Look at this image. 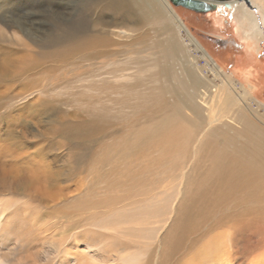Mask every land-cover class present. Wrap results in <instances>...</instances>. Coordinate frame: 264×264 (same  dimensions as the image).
<instances>
[{
	"label": "rangeland",
	"instance_id": "374dc122",
	"mask_svg": "<svg viewBox=\"0 0 264 264\" xmlns=\"http://www.w3.org/2000/svg\"><path fill=\"white\" fill-rule=\"evenodd\" d=\"M153 4L0 0V264H148L151 252L158 264L163 248L154 249L175 205L157 227L121 222L133 207L104 181L124 187L140 178L136 158L159 155L156 139L181 126L191 132L200 117L206 126L204 105L221 88L264 131V40L247 45L225 6L205 14L173 7L201 51ZM153 7L164 9L158 19ZM113 24L139 30L118 33ZM241 125L227 117L213 127ZM189 166L174 179L164 178L167 167L141 180H163L159 190L173 200ZM151 226L160 228L150 238L129 236ZM124 243L133 249L117 252Z\"/></svg>",
	"mask_w": 264,
	"mask_h": 264
},
{
	"label": "bare ground",
	"instance_id": "6f19581e",
	"mask_svg": "<svg viewBox=\"0 0 264 264\" xmlns=\"http://www.w3.org/2000/svg\"><path fill=\"white\" fill-rule=\"evenodd\" d=\"M130 1L140 10L144 2L154 5V0ZM157 1L164 5L167 14L180 26L189 41L202 51L168 0ZM249 3L257 11L251 10ZM222 6L228 8L226 12L236 23L240 38L247 45L256 44L259 47L264 40V0H234L228 6L218 4L217 12ZM163 10L153 7V18L158 19ZM220 20L216 21L220 23ZM115 26L113 30L118 33L139 30V25L134 28ZM210 97V105H204L208 119L206 126L200 117L199 127L191 132L181 126L165 137H159L153 144L159 151L158 156L136 158L135 162L143 163L138 171L140 178L131 182L127 178L122 187L120 179L109 176L104 181L105 189L123 188V198L130 200L128 205L133 209L119 219L121 222L136 219L144 223L143 226L157 227L164 222V219H159L171 215L175 209V217L157 245L159 249H154L155 252L163 248L158 264H232L244 254H258L253 264H264V131L236 107V102L224 88L215 90ZM227 117L231 121H241V129L231 130L230 133L228 127H213ZM192 146H195L193 154ZM179 160H183L181 164ZM188 164L189 169L180 179L182 188L180 186L174 191L173 200H169L166 190H159L163 180H141L147 173L164 172L167 167H171L172 174L164 178L178 177L173 171L179 168L182 171ZM44 175L48 182L55 180V176L48 175L47 171ZM180 195L181 199L177 202ZM62 211L63 208L56 212ZM152 229H133L129 236L147 239L158 230ZM129 244H116L117 252L133 249ZM198 244H201L200 247H197ZM153 254L151 252L149 263L157 256ZM188 255L190 257L183 260ZM106 261L111 262L112 259Z\"/></svg>",
	"mask_w": 264,
	"mask_h": 264
},
{
	"label": "water",
	"instance_id": "95a60500",
	"mask_svg": "<svg viewBox=\"0 0 264 264\" xmlns=\"http://www.w3.org/2000/svg\"><path fill=\"white\" fill-rule=\"evenodd\" d=\"M231 1L234 0H168L173 7H183L195 13L203 14L217 10L218 4L228 6Z\"/></svg>",
	"mask_w": 264,
	"mask_h": 264
}]
</instances>
